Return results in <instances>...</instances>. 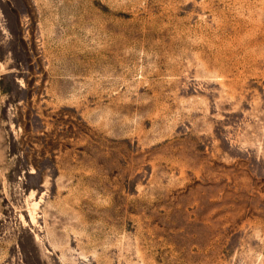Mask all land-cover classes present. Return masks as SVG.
<instances>
[{"label": "rangeland", "instance_id": "rangeland-1", "mask_svg": "<svg viewBox=\"0 0 264 264\" xmlns=\"http://www.w3.org/2000/svg\"><path fill=\"white\" fill-rule=\"evenodd\" d=\"M0 264H264V0H0Z\"/></svg>", "mask_w": 264, "mask_h": 264}]
</instances>
